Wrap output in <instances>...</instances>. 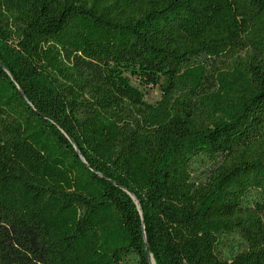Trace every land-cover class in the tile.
Here are the masks:
<instances>
[{
  "label": "trees",
  "instance_id": "trees-1",
  "mask_svg": "<svg viewBox=\"0 0 264 264\" xmlns=\"http://www.w3.org/2000/svg\"><path fill=\"white\" fill-rule=\"evenodd\" d=\"M0 264H264V0H0Z\"/></svg>",
  "mask_w": 264,
  "mask_h": 264
},
{
  "label": "rangeland",
  "instance_id": "rangeland-1",
  "mask_svg": "<svg viewBox=\"0 0 264 264\" xmlns=\"http://www.w3.org/2000/svg\"><path fill=\"white\" fill-rule=\"evenodd\" d=\"M133 82L136 85H140L139 81L135 77H133ZM141 87L146 92V99L151 102L157 101L162 95V89L159 84L151 85V86H141Z\"/></svg>",
  "mask_w": 264,
  "mask_h": 264
}]
</instances>
